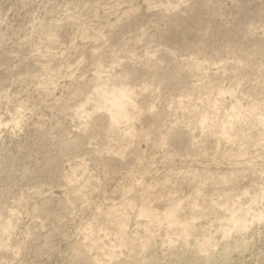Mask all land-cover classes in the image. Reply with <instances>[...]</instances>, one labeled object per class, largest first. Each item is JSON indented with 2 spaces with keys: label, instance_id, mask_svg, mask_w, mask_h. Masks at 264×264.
Returning a JSON list of instances; mask_svg holds the SVG:
<instances>
[{
  "label": "rangeland",
  "instance_id": "374dc122",
  "mask_svg": "<svg viewBox=\"0 0 264 264\" xmlns=\"http://www.w3.org/2000/svg\"><path fill=\"white\" fill-rule=\"evenodd\" d=\"M0 123V264H264V221L223 220L264 211V0H0Z\"/></svg>",
  "mask_w": 264,
  "mask_h": 264
},
{
  "label": "bare ground",
  "instance_id": "6f19581e",
  "mask_svg": "<svg viewBox=\"0 0 264 264\" xmlns=\"http://www.w3.org/2000/svg\"><path fill=\"white\" fill-rule=\"evenodd\" d=\"M258 16V15H257ZM261 16V15H260ZM262 42V41H261ZM199 64V63H198ZM204 66V65H203ZM235 67V66H234ZM115 89V88H114ZM113 89V90H114ZM128 90V89H127ZM110 91V90H109ZM112 91V90H111ZM110 91V92H111ZM129 91H131V90H129ZM101 91H99L98 93H100ZM104 92H105V90H104ZM106 94H103V95H101L100 96V98L99 99H102L100 102L101 103H99V108H98V105L96 104V107L99 109V111L102 109V111L103 110H105L104 112L105 113H107L108 114V117H110L109 119H110V123H111V126H114V127H116V126H119L118 124L119 123H123L124 124V122H126V123H130V122H128V121H130V120H134V117H133V115L135 114V113H137V112H135V110L136 109H134V107H133V105H134V103L132 104V102L130 101V99H129V93L130 92H127L126 90H125V88H123L122 87V89H116V90H114L113 92H111V93H109L108 92V90H106ZM221 92H223V91H221ZM220 92V94H225V92H223V93H221ZM219 93V92H218ZM99 95V94H98ZM102 96H103V98H102ZM99 97V96H98ZM188 99V98H187ZM98 101V100H97ZM98 101V102H99ZM194 101H195V99H194ZM87 103L89 102V101H86ZM98 102H96V103H98ZM190 102V101H189ZM90 103V102H89ZM182 103V102H181ZM187 103V102H186ZM214 103V102H213ZM82 105V104H81ZM86 105V104H85ZM85 105H83V106H85ZM182 105V107H183V104H181ZM187 105V104H186ZM219 105V104H218ZM83 106L81 107L82 109H83ZM94 106V105H93ZM135 106V105H134ZM95 107V108H96ZM215 107V106H214ZM94 108V109H95ZM129 108L131 109V108H133V109H131L132 111H134V113H131V112H129ZM215 109V108H214ZM234 109V108H233ZM241 109V108H240ZM83 110H85V109H83ZM187 110V109H186ZM252 110V109H251ZM237 111V110H236ZM257 111V110H256ZM244 112V111H243ZM84 113H85V111H84ZM87 113V115L88 114H90V113H88V112H86ZM85 113V114H86ZM185 113V112H184ZM237 113V112H236ZM253 113V112H252ZM82 114H83V112H82ZM81 114V118H82V115ZM139 114V113H138ZM235 114V113H234ZM87 115H84V116H87ZM92 116V115H91ZM197 116V115H196ZM229 116V115H228ZM234 116V115H233ZM239 116V115H238ZM89 118H90V116H88ZM86 118V119H89V118ZM133 117V118H132ZM201 117V116H200ZM199 117V118H200ZM13 118H15V117H13ZM204 118H205V116H204ZM204 118L202 117V123H208L207 121L206 122H204ZM197 119V118H196ZM206 119V118H205ZM15 122H16V120L19 122L20 120H18V119H13ZM137 120V119H136ZM13 121V122H14ZM80 121V120H79ZM81 121H85V120H82L81 119ZM12 122V123H13ZM14 122V126H16V124L18 123H15ZM259 122V121H258ZM109 123V124H110ZM199 124V125H203V124ZM220 123V122H219ZM231 124L233 123V122H230ZM1 124V123H0ZM19 124V123H18ZM117 124V125H116ZM226 124V123H225ZM229 124V123H228ZM231 124H229V126H233V125H231ZM121 125V124H120ZM222 126V125H221ZM228 126V125H227ZM17 127V126H16ZM128 127V126H127ZM15 128V127H14ZM203 128V127H202ZM232 129V127H229V129ZM126 129V128H125ZM128 129V128H127ZM127 129H126V133H128V136H132L133 134H134V131H133V134H132V131H131V129H129V131L127 132ZM205 129V128H204ZM223 129H226V128H224L223 127ZM228 129V130H229ZM112 130V129H111ZM224 131V130H223ZM231 131V130H230ZM222 132V131H221ZM225 132V131H224ZM124 133V132H123ZM126 133H125V136H127L126 135ZM147 133V132H146ZM215 133V132H214ZM225 134V133H224ZM227 134V133H226ZM135 135V134H134ZM230 135V134H229ZM129 137H127V139H128ZM128 140H130V138L128 139ZM131 141V140H130ZM221 141V140H220ZM233 172V171H232ZM224 177V176H223ZM224 179V178H223ZM79 193V192H78ZM128 194V193H127ZM76 195V194H75ZM128 196V195H127ZM142 198V197H141ZM254 198V197H253ZM143 199V198H142ZM147 200V199H146ZM130 201V200H129ZM144 202V201H143ZM122 203V202H121ZM126 204V205H123V204ZM145 203H147V202H145ZM142 204V206H141V208H140V210H139V214L138 215H140V217L142 216L143 218H147V219H149V221H147V222H149L148 223V226L149 227H147V224H145L146 225V227H145V229H147V228H149V229H152V228H150V224H151V222H152V224H154V226L155 225H157V227L159 228L162 224H164L166 227V232L165 233H167L168 234V232L170 231L169 229L170 228H172V227H174V226H179L178 228H179V230L176 232L177 233V235L179 236V237H183V239L185 240L186 239V237L187 236H190L189 235V227L191 226L190 224H188L189 222H184V221H179V220H177L175 217H177L176 216V214H177V212H178V206L177 205H173V206H171V207H169V208H167L164 212H161V213H156V211L154 210V212L153 211H151L149 208H150V206H149V208L148 207H145V206H143V205H146V204ZM251 203V202H250ZM133 204H135V203H133ZM149 204V203H148ZM168 204V203H167ZM122 205L123 206H128V207H126V209H125V212H127L128 213V211L130 210L129 209V207H130V205L129 204H127V201L125 202H123L122 203ZM122 205H120V206H118L117 208H119L120 207V209H124L123 208V206ZM170 205V204H169ZM196 206V205H195ZM134 207H135V205H134ZM134 207H130V208H134ZM117 208H116V210H117ZM196 208V207H195ZM120 209H118V210H120ZM114 210V209H113ZM113 210H112V214H114L115 213V211L113 212ZM238 211V210H237ZM237 211H235V212H232V211H228V210H226V214H225V217H223V220H225V226L227 227V230L225 231V234H227L228 232H231V230L233 231V229L235 230H246V229H248L249 228V226H250V224H251V222L253 223V222H255V223H258V222H262V221H264V214L262 213V212H264V211H262V212H259V213H256V214H254L253 213V216L252 217H250V218H252L251 219V221H249V223H248V217H247V215H248V212H249V209H248V212L247 211H245V210H242V208H240V214H238L237 213ZM108 212H110V211H108ZM118 212V211H117ZM117 212L115 213V214H117ZM120 212V211H119ZM136 212H137V210H136ZM196 212V211H195ZM122 213V212H121ZM120 213V214H121ZM126 213V214H127ZM225 213V212H224ZM107 214V213H106ZM110 214V213H109ZM111 214V215H112ZM114 214V215H115ZM125 213L123 212L122 213V215H124ZM158 214H161V215H158ZM251 214V213H250ZM111 215H109V216H111ZM113 215V217L115 218V216ZM117 215H119V213L117 214ZM122 215H121V217H120V215H119V221H121L122 223H126V221L125 222H123V220H125L124 218H125V216L123 217V219H122ZM199 215V214H198ZM224 215V214H223ZM106 216V215H105ZM107 216H108V214H107ZM112 217V216H111ZM111 217H109V219L111 218ZM112 217V218H113ZM127 217H130V216H128L127 215ZM126 217V218H127ZM139 217V216H138ZM107 218V217H106ZM113 218V219H114ZM192 218V217H191ZM191 218H189V219H191ZM193 218L194 219H197L198 220V216L197 215H194L193 216ZM191 219V221L193 222V220L194 219ZM219 218V217H218ZM108 219V218H107ZM116 220H118L117 218H115ZM120 219H122V220H120ZM142 219V218H141ZM179 219V218H178ZM112 222L114 221V220H112V219H110ZM181 220V219H180ZM222 220V221H223ZM119 221H118V223H119ZM186 221V220H185ZM114 222H117V221H114ZM113 222V223H114ZM120 222V223H121ZM194 222H195V220H194ZM220 222V221H219ZM221 223V222H220ZM91 224V223H90ZM97 224V223H96ZM116 224V223H115ZM151 224V225H152ZM113 225V224H112ZM117 226H118V224H116ZM126 224H123L122 226H125ZM144 225V226H145ZM190 225V226H189ZM220 225V224H219ZM90 226V225H89ZM96 226V225H95ZM252 226V225H251ZM126 227V226H125ZM152 227V226H151ZM225 227V228H226ZM81 228V227H80ZM87 228V227H86ZM89 228V227H88ZM90 228H91V226H90ZM100 228V227H99ZM154 228H156V227H154ZM224 228V229H225ZM121 229H122V227L120 228H117L116 229V232H117V230H119V232L115 235L114 233H113V235L116 237L115 238V240L114 241H116L117 242V244H111V243H113V242H111L110 243V245L109 244H107V245H109V247L108 248H110L109 250H111V251H109L108 252V250H106L108 253H107V256H108V259L110 258L111 260L115 257V254H114V248L116 249V247H123V246H127V245H130V243H132L133 241L135 242V240H129V238H127L128 236H126L125 237V234L123 233V231H121ZM157 229V228H156ZM191 229V228H190ZM206 229V228H205ZM223 229V230H224ZM85 230V229H84ZM88 230V229H87ZM99 230H101V228L99 229ZM122 230H124V229H122ZM126 230V229H125ZM172 230V229H171ZM86 231V230H85ZM168 231V232H167ZM204 231V230H203ZM92 232L93 231H90L89 232V234L91 233L92 234ZM175 232V231H174ZM243 232V231H242ZM85 233V232H84ZM86 233H87V231H86ZM94 233V232H93ZM126 233V232H125ZM149 234H150V232H148ZM171 233V232H170ZM90 234V235H91ZM149 234H148V236H149ZM153 234V233H152ZM203 234H204V232H203ZM209 234V233H208ZM89 235V236H90ZM93 235V234H92ZM106 235H108V234H106ZM151 235V234H150ZM207 235V234H206ZM88 236V235H87ZM88 236V237H89ZM208 236V235H207ZM230 236V235H229ZM109 237V236H108ZM147 237V236H146ZM145 237V238H146ZM151 237H152V235H151ZM170 237V236H169ZM185 237V238H184ZM203 237H205V235H203ZM212 237V236H211ZM226 237V236H225ZM91 238V237H90ZM111 238V237H110ZM114 237H112V239H113ZM139 238V237H138ZM144 238V239H145ZM87 239V238H86ZM98 239V238H97ZM105 239H106V236H105ZM111 239V240H112ZM143 239V240H144ZM148 239H150V237L149 238H147V239H145V240H148ZM203 239V238H202ZM208 239L210 240L211 238L210 237H208ZM208 239H204L205 241H204V243H206V241L208 240ZM93 240V239H92ZM107 240H109L108 238H107ZM139 240H140V238H139ZM208 240V241H209ZM99 241H101V240H99ZM99 241L97 240V241H92V242H94V244L93 243H91L90 245H91V247H92V244H93V247H96L95 249L96 250H98V251H100V250H102L103 251V249L105 250L106 248H104L105 246H107V245H105L104 246V242H103V239H102V243L100 242L99 243ZM113 241V240H112ZM131 241V242H130ZM149 241V240H148ZM168 241H170V239L168 240ZM208 241H207V243L206 244H208ZM87 242V241H86ZM116 242H114V243H116ZM130 242V243H129ZM139 242H143L142 240L141 241H139ZM144 242H147V241H144ZM87 243H89V242H87ZM107 243H109V242H107ZM170 243V242H169ZM210 243V242H209ZM82 244H84V243H82ZM143 244H145V243H143ZM148 244V243H147ZM174 244V243H173ZM199 244H201V243H198V245ZM202 244H203V240H202ZM89 245V246H90ZM141 245V244H140ZM238 245V244H237ZM142 246V245H141ZM184 246V245H183ZM201 246V245H200ZM200 246H198V248H201L202 249V246H203V249H204V247L206 246H209V245H202L201 247ZM211 246V245H210ZM87 247V246H86ZM92 247V248H93ZM145 247V246H144ZM143 247V248H144ZM197 247V246H196ZM197 248V252L199 251H201V250H199ZM207 248H209V247H207ZM119 249V248H118ZM122 249V248H121ZM89 251V250H88ZM101 251V252H102ZM106 251L104 252V253H106ZM121 251V250H120ZM201 252H203V251H201ZM200 252V253H201ZM204 252H205V249H204ZM229 252V251H228ZM226 254V253H225ZM224 254V255H225ZM240 254V253H239ZM104 255H106V254H104ZM203 255V254H202ZM209 255V254H208ZM227 255V254H226ZM225 255V256H226ZM121 255H119V257H120ZM204 256V255H203ZM223 256V255H222ZM221 256V257H222ZM225 256H223L224 258H225ZM230 257V256H229ZM105 258H107V257H105ZM116 258V257H115ZM227 258V257H226ZM109 259V260H110ZM116 259H118V257L116 258ZM212 259V258H211ZM110 260V261H111ZM198 260V259H197ZM225 261H226V259H224ZM227 260H228V258H227ZM224 261V262H225ZM231 262V261H230ZM229 262V263H230ZM117 263V262H116ZM205 263V262H204ZM226 264H227V262H226Z\"/></svg>",
  "mask_w": 264,
  "mask_h": 264
}]
</instances>
